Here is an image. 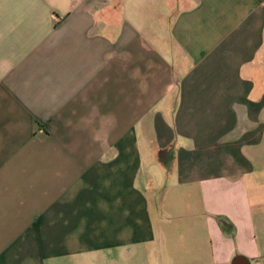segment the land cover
Instances as JSON below:
<instances>
[{
    "label": "crops",
    "instance_id": "obj_1",
    "mask_svg": "<svg viewBox=\"0 0 264 264\" xmlns=\"http://www.w3.org/2000/svg\"><path fill=\"white\" fill-rule=\"evenodd\" d=\"M0 264H264V0H0Z\"/></svg>",
    "mask_w": 264,
    "mask_h": 264
}]
</instances>
